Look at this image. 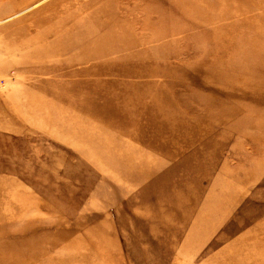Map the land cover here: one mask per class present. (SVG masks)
I'll return each instance as SVG.
<instances>
[{"label": "rangeland", "instance_id": "obj_1", "mask_svg": "<svg viewBox=\"0 0 264 264\" xmlns=\"http://www.w3.org/2000/svg\"><path fill=\"white\" fill-rule=\"evenodd\" d=\"M0 264H264V0H0Z\"/></svg>", "mask_w": 264, "mask_h": 264}, {"label": "bare ground", "instance_id": "obj_2", "mask_svg": "<svg viewBox=\"0 0 264 264\" xmlns=\"http://www.w3.org/2000/svg\"><path fill=\"white\" fill-rule=\"evenodd\" d=\"M47 57H48V54H46V55L44 54L43 56H39V57H38V60L41 61L42 59H46ZM256 232L261 233L262 231L257 230Z\"/></svg>", "mask_w": 264, "mask_h": 264}]
</instances>
